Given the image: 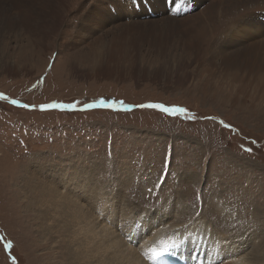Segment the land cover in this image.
Instances as JSON below:
<instances>
[{
  "label": "rangeland",
  "instance_id": "1",
  "mask_svg": "<svg viewBox=\"0 0 264 264\" xmlns=\"http://www.w3.org/2000/svg\"><path fill=\"white\" fill-rule=\"evenodd\" d=\"M54 1H38L42 17L51 15L46 8ZM91 1L65 0L60 31H71L77 10ZM176 4L181 19L202 9L194 10L191 0ZM5 33L0 32V94L6 97L0 98V264H13V258L16 264H68L62 248L69 240L61 237L69 236L61 228L70 215L67 205L58 206L43 226H53L50 245L48 231L36 221L37 213L50 206L36 200L27 206L26 198L34 192L49 198V190L76 197L73 189L81 185L96 197L106 195L118 208L141 207L153 219L174 212L187 226L205 217L233 237L246 258L257 245L264 247V90L259 97L251 91L234 96L237 89L229 87L236 84L227 72L218 77L213 94H206L203 86L207 80L215 84L213 73L196 76L201 68H217L210 56L221 49L204 57V50L180 37L165 56L149 44L130 51L134 63L123 62L118 69L112 58L102 55L104 65L93 56L89 39L75 42L53 34L36 45L24 30ZM101 35L96 31L93 38ZM66 41L71 46L63 45ZM101 100L109 106L86 107ZM52 104L74 107H43ZM149 104L186 111L170 113ZM29 166L58 190L34 178ZM23 170L28 184L21 182ZM87 192L83 204L102 206Z\"/></svg>",
  "mask_w": 264,
  "mask_h": 264
},
{
  "label": "bare ground",
  "instance_id": "2",
  "mask_svg": "<svg viewBox=\"0 0 264 264\" xmlns=\"http://www.w3.org/2000/svg\"><path fill=\"white\" fill-rule=\"evenodd\" d=\"M38 1L40 0H0V32L9 34L24 30L33 39L31 43L36 45L53 34H61L62 38L75 42L89 39L92 40L89 47L93 56H99L104 65V57L112 58L114 67L118 69L123 62L134 63L130 54L132 50L140 51L149 44L165 56L169 44L180 37L189 38L188 46L204 50V57L209 51L221 49L220 53L210 56L215 57L213 63H218L217 68L211 72L206 69L202 71L201 68L202 75L200 76L201 72L197 73L199 76L196 77L201 79L204 73H213L212 80H215V84L207 80L206 89L203 86L206 94H213L214 85L218 86V77L227 76V72L231 74L230 80L236 84V87L228 86L232 92L237 89L234 96L243 92L249 96L251 91L254 96L259 97V92L264 90V0H209L208 5L206 0H191L192 8L196 10L202 7L201 12L184 19L177 18V12L181 14V8L176 0L171 3L169 0H93L77 10L78 18L72 19L75 24L73 21L69 24L72 30L63 32L60 31V26L65 24L64 16L67 12L62 10L65 0H56L48 5L46 10L49 9L51 15L45 17L40 15ZM168 5H172L171 12L167 10ZM109 27L111 28L108 29ZM96 31H102V35L93 38ZM63 45L71 46L67 41ZM149 45L147 46L150 47ZM107 65L111 66L109 63ZM113 71L116 72L117 69ZM214 73H217V77ZM239 79L245 81L244 86L238 85ZM255 82L261 84L259 89L251 88V84ZM234 99L235 103H239L235 97ZM239 104L245 107L242 103ZM19 172L21 182L28 184L27 172L23 170V175ZM29 172L34 178H40L41 183L58 190L55 185L42 181L44 176L41 172H35L32 168ZM84 186L81 185L83 190L86 188ZM81 187L73 189L76 197L56 196L49 190V198L45 192H34L31 200L26 198L27 206L35 205L32 200L50 206V209L46 207L44 212L37 213L36 220L41 231H48L49 238L46 241L50 245L54 243L53 226H43L51 222L49 214L56 212L58 206L67 205L65 207L70 215L61 228L69 236L61 237L69 240L62 248L65 255H69L68 264H160L166 254L179 256L186 264H259L264 261V252L259 254L264 247L257 245L252 257L242 256V249L234 238L224 230L214 228L205 217L184 226L180 224L184 219L174 212L167 217L161 214L153 219L152 213L141 207L124 205L119 206L123 209L120 210L109 202L106 195L96 197L85 190L90 199L95 198L102 205L94 207L90 203H82L85 192H81ZM22 188L27 192L28 186L23 185ZM26 205L21 202V206ZM173 244L176 246L171 247ZM166 246L168 250L163 251ZM153 250L160 255L154 258ZM80 257L82 258L78 260Z\"/></svg>",
  "mask_w": 264,
  "mask_h": 264
},
{
  "label": "snow or ice",
  "instance_id": "3",
  "mask_svg": "<svg viewBox=\"0 0 264 264\" xmlns=\"http://www.w3.org/2000/svg\"><path fill=\"white\" fill-rule=\"evenodd\" d=\"M169 2L171 3L172 0H169ZM0 98H5L6 97H3V94H0ZM13 103H18L17 101H13ZM100 104L103 105L104 104V101L101 100L100 101ZM96 105H86V107H95ZM23 107H28V105H23ZM44 108H49V107H59V108H66V109H71L74 107V105H65V104H52V105H45L43 106ZM147 107H151V108H159L161 109L162 111H165V112H185L186 110L185 109H182V108H166L164 107L163 105H160V104H149L147 105ZM227 127V125H226ZM246 151H249L251 152V149H246ZM11 245L10 244H5V247H10ZM176 245L173 244L171 245V247H175ZM168 250V246H166L163 251H167ZM160 255L159 252L153 250V257H158ZM13 264H16V261H15V258H13Z\"/></svg>",
  "mask_w": 264,
  "mask_h": 264
},
{
  "label": "water",
  "instance_id": "4",
  "mask_svg": "<svg viewBox=\"0 0 264 264\" xmlns=\"http://www.w3.org/2000/svg\"><path fill=\"white\" fill-rule=\"evenodd\" d=\"M93 105H96L95 107H93V108H104V107H106V106H109V105H107V104H103V105H101V104H93ZM66 109V108H65Z\"/></svg>",
  "mask_w": 264,
  "mask_h": 264
}]
</instances>
